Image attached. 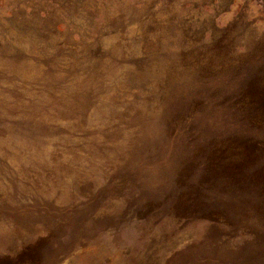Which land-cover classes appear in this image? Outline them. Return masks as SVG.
I'll return each mask as SVG.
<instances>
[{"label": "rangeland", "instance_id": "obj_1", "mask_svg": "<svg viewBox=\"0 0 264 264\" xmlns=\"http://www.w3.org/2000/svg\"><path fill=\"white\" fill-rule=\"evenodd\" d=\"M0 264H264V0H0Z\"/></svg>", "mask_w": 264, "mask_h": 264}]
</instances>
